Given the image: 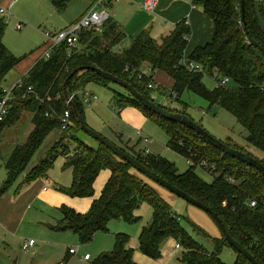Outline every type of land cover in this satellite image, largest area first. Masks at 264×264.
Here are the masks:
<instances>
[{
    "label": "trees",
    "instance_id": "16d2710c",
    "mask_svg": "<svg viewBox=\"0 0 264 264\" xmlns=\"http://www.w3.org/2000/svg\"><path fill=\"white\" fill-rule=\"evenodd\" d=\"M70 1L51 0V3L57 11L62 12ZM241 2L242 0H193V3L201 6L212 19L214 35L210 42L197 46L189 53L187 46L191 29L186 20L178 22L173 31L161 40L155 39L149 29H143L132 38L129 47L119 51L118 48L122 46L126 34L119 23L110 18L101 33L91 30L81 33V50L73 51L68 56L67 47L61 45L54 49L50 58H40L36 61L11 88L13 97L9 111L4 120L0 121L1 134L6 127L20 119L23 111L28 110L32 112L34 125L26 142L16 145L5 162L7 177L0 187V197L20 177L22 185L47 177L60 156L66 158L64 168L72 169L73 182L69 187L60 186L59 190L73 197H94L95 179L102 169L108 168L111 170V177L101 194L93 199L89 210L82 213L63 206V218L56 224L48 225L52 230L74 231L85 243L90 241L97 231L108 230L111 219L138 221L140 218L135 216V210L147 201L153 208V219L142 228L138 237V247L144 254L159 258L162 243L167 237L173 236L184 250L181 261L187 264H226L222 261L220 252L225 245H231L224 236L214 240L213 251L207 250L186 231L170 204L131 171L132 166L129 163L117 157L105 145L98 143V148L92 147L73 133V130L80 129L73 105L82 116L81 105L84 101L79 97V91L85 89L86 84L90 82L106 86L110 81L93 70H82L71 77L66 85L65 83L75 68L93 65L128 81L154 101L151 90L155 87L148 85L151 82L158 84L153 77L156 71H160L172 79L170 95L175 93V99H179L185 90H190L208 100L211 105H220L248 131L246 140L264 152V55L248 41L241 14ZM252 2L254 0H245L247 30L264 46V28L255 9L252 10ZM260 9L264 16V0ZM6 27V20L1 18L0 98L4 94L3 80L22 59L5 45L3 37ZM185 57L200 64L202 70L187 69L183 65ZM145 64L152 71L139 77ZM206 74L217 81L213 89L203 83ZM223 77H228L229 82L233 81L235 85L221 84ZM29 86H32L40 97H50V100L41 103L35 95L26 94ZM73 94V99L68 101L69 95ZM113 98L120 110L127 106L139 107L167 133L168 146L195 164L190 165L187 171L180 172L176 165L166 158L137 150L129 141H123L122 136H118L123 142L120 147L150 170L210 206L228 233L249 250L259 264H264V175L257 168L248 166L208 143L187 126L152 112L126 90L114 91ZM67 109L70 110L74 123L69 129L61 130L58 115ZM48 111H52L49 116L46 115ZM181 113L185 114V111ZM54 131H60V135L50 146L46 156L29 167L35 153ZM204 160L216 166L215 171L203 167L213 174H218L212 183L206 182L196 173L195 169L200 167ZM261 162L264 164L263 160ZM226 174L235 177L237 183L229 182L225 178ZM252 200L256 201L255 206L250 205ZM130 242L127 234L116 233L113 250L101 254L91 264H137L133 260ZM236 253L234 264H253L243 254L238 251Z\"/></svg>",
    "mask_w": 264,
    "mask_h": 264
},
{
    "label": "rangeland",
    "instance_id": "374dc122",
    "mask_svg": "<svg viewBox=\"0 0 264 264\" xmlns=\"http://www.w3.org/2000/svg\"><path fill=\"white\" fill-rule=\"evenodd\" d=\"M8 1L12 2L10 13H0V19L4 18L7 22L3 41L8 49L17 57L22 58V63L20 62L22 65L18 67V70L14 67L2 82L3 88L11 89L28 71L27 69L21 73L19 68L23 67L30 60L32 61L34 57L37 59L42 58L43 53L48 49V46L45 44L47 41L46 33L65 28L63 25L66 23L76 22L80 18L81 13L92 4L93 0H71L66 10L62 13L54 10L50 0ZM130 1L133 4H129ZM141 1L121 0L120 2L106 3L105 8L110 12L111 18L117 21L122 30L128 35L122 44L123 47L130 46L132 41L130 36L141 29H149L157 39L161 37L162 32L158 30V25L155 23L157 15L154 11L143 8ZM251 4L253 5L252 10H254V2ZM152 23L155 24L154 27H152ZM18 24H21L22 27L18 28ZM185 58L189 60V58ZM142 67L143 70H146V64ZM153 78L158 83L151 90V97L156 104L173 112L185 111V114L189 118L199 123L206 131L219 140L232 147L246 151L259 161H264V152L246 140L248 131L223 107L218 104L211 105L208 100L190 90H185L179 99H174L170 95L172 79L159 71L154 73ZM203 83L210 89H213L217 85L215 78L207 74L203 78ZM229 84L235 85V82L230 81ZM85 89L98 97V100L92 101L90 104L83 102L81 105L82 117L88 126L119 146H123V142L118 137L122 136L123 141H129V144L137 150L141 149L145 151L148 147L152 153L159 154L174 163L180 172H185L189 169L190 164L188 160L168 146L169 137L161 126L151 119L147 120L144 126H138L130 124L123 118L113 98L114 91L124 92L121 86L111 82L106 86L90 82L86 84ZM78 95L81 98L80 94ZM27 114L32 115V112L28 110L23 111L18 123L6 127L0 134V185H2L7 177L5 162L16 146L15 142L21 144L27 140L30 127L32 126L31 117L27 116ZM137 129H141L142 134H138ZM73 133L79 139L86 142V144L89 142L90 144L88 145L98 148V142L83 130H73ZM59 135L52 132L47 136L42 146L35 153L29 167L38 163L40 159L46 156L48 149ZM142 136H148L152 142L146 144ZM71 145L74 146L76 144ZM61 163L62 156L55 161L50 171L53 177H57V175L63 173ZM132 170L137 172L134 168ZM195 170L199 177L208 183H212L215 176L218 175L200 167ZM65 174L68 175L67 172ZM141 176L157 194L170 204L173 211L180 217V221L186 231L207 250L213 251L215 248L214 240L220 238L222 234L212 216L145 175L141 174ZM45 185L48 188L52 186L47 182ZM38 205L33 206L32 211L36 212L37 208H39ZM135 216L140 218L136 222H129L119 218L111 219L108 224V230L97 231L96 233H99L98 237L93 236L90 241L85 243L81 241L80 236L74 231L65 230L64 233H55L45 227L43 222L37 219L38 216L37 218L31 217L22 224L18 233L8 235L0 230V238H13L5 240L7 244L2 241L0 242V264H43L45 261H50L51 264H58L59 262V264H91L101 254L113 250L112 246L111 248L109 247L110 243L114 240V233L127 234L131 239L130 244L133 248V253L150 261L152 264H187L180 260L184 250L183 247L176 248L177 241L173 236L167 237L162 243L161 256L159 258H153L144 254L138 247V237L142 228L153 219L151 204L144 201L135 210ZM55 234H60L61 238L52 239V235L55 236ZM30 238L36 241V245L31 250L25 251L22 247V241ZM68 249H75L79 254L72 255L65 263L64 257ZM86 253L90 256L92 255L91 261L80 259ZM220 257L226 264H234L237 253L233 247L225 245L220 252ZM138 262L136 263L139 264Z\"/></svg>",
    "mask_w": 264,
    "mask_h": 264
},
{
    "label": "crops",
    "instance_id": "0c3cea01",
    "mask_svg": "<svg viewBox=\"0 0 264 264\" xmlns=\"http://www.w3.org/2000/svg\"><path fill=\"white\" fill-rule=\"evenodd\" d=\"M262 1L263 0H254V4H255L254 9L256 11V15L259 17V20L261 22L262 27L264 28V16L262 15L263 13L261 14L262 10L260 9L261 5H262ZM11 3L12 2H10L8 0H0V6H3V7H10ZM129 4H133V2L130 1ZM141 4H142V1H141ZM54 10L57 11L55 9V7H54ZM85 11H83L81 13V16ZM57 12L62 13L64 11H62V12L57 11ZM154 12L157 15V19H156L155 23L158 25L157 26L158 30H160V32H162L161 37L159 39L154 37L151 33V35L157 40H161V38L163 36L169 34L171 31H173L175 25L182 20L188 21L190 29H191L189 42H188V46H187V52H192L194 50V48L210 42L213 38L214 27H213L212 19L204 12V10L201 6L195 5L194 3L191 2V0H160L158 2V5H157ZM72 23H70V24H72ZM70 24L66 23L63 26L67 27ZM152 24H153L152 27H154L155 24L154 23H152ZM141 30H143V29H141ZM141 30L137 31L132 36H130V39L132 40V38ZM125 34H126V36H128L127 33H125ZM38 60L39 59L34 57L32 59V61L30 60L23 67L19 68V71L21 73L25 72L27 69L29 71V69H31V67ZM21 63H19L18 65L15 66L17 70H18V67H20V65H22ZM28 71H26V73ZM97 84H100V83H97ZM172 84H173V81H172ZM4 89H6V88H4ZM120 112L122 113L123 118L127 122H129L130 124L138 125V126H144V124H146V121L150 119L137 106H127V107L121 109ZM27 116L31 117V121H32V115L27 114ZM18 121L12 125H16L18 123ZM12 125H10V126H12ZM31 125L32 126L30 127L28 136L34 128V125L32 122H31ZM137 130H141V129H137ZM59 132L54 131L55 134H60ZM92 143H94V142H92ZM15 144L19 145L16 142H15ZM21 144H23V143H21ZM88 144H90V143L88 142ZM92 147H95V146H92ZM65 162H66V158L64 156H62L61 168H62L63 173H61V175H57V177H53L50 174V171L53 168L52 167L49 170L47 177L34 180V181L27 183V184H24V185H22V177H20L15 182V184L4 195H2L0 197V230L4 231V233H7L8 235H12V233H14V234L18 233L20 231L22 224L26 220L30 219L31 217L37 218V216H38L37 219L39 221L41 220L40 222H43L44 226L49 228L51 231H54L55 233H64V231L52 230L48 226L49 224H56L58 221H60L63 218V213L61 210V208L63 206L73 208L76 211L82 212V213H85L89 210V208L93 202V199L98 197L101 194V191L104 188L106 182L111 177V174H112L111 170L108 168L102 169L99 172V174L97 175L95 182H94V191H95L94 197H73V196H70V195L62 192L61 190H59L60 186L69 187L72 185V182H73L72 169L71 168H64ZM131 171L133 173H135L137 176H139L140 178H142L141 174L138 171L137 172H135L133 170H131ZM66 172L68 173V175L65 174ZM6 174H7V171H6ZM142 179H144V178H142ZM46 182L52 186L50 188L46 187V185H45ZM151 185L154 187L153 184H151ZM37 204H39L38 205L39 208H37V211L36 212L32 211L33 206H36ZM148 224H150V223H148ZM115 234L116 233H114V239H115ZM221 234H222V232H221ZM98 235H99V233H96L94 236L98 237ZM222 236H223V234H222ZM222 236L220 238H222ZM52 237H53L52 239L61 238L60 234H55V236L52 235ZM11 239H13V238H0V242L2 241L5 244H7L6 243L7 241H5V240H11ZM26 240L27 239H24L22 241V247H23V244ZM113 244H114V240L112 241V243H110L109 248H111V246H112V248H114ZM35 245H36V243H35ZM35 245L32 248H34ZM179 248H181V246ZM69 250L70 249H68L66 251V255L64 257L65 263L69 259V257H71L72 255L79 254V252L70 253ZM36 253H38V252H36ZM86 254H88V253H86ZM82 258H80V259H82ZM91 260H92V255H91L89 260H83V261H91ZM133 260L135 262L139 261L138 262L139 264H152L150 261L145 260V259L141 258V256L134 254V253H133ZM43 264H51V263H50V261H45V263H43ZM61 264H63V263H61Z\"/></svg>",
    "mask_w": 264,
    "mask_h": 264
},
{
    "label": "water",
    "instance_id": "95a60500",
    "mask_svg": "<svg viewBox=\"0 0 264 264\" xmlns=\"http://www.w3.org/2000/svg\"><path fill=\"white\" fill-rule=\"evenodd\" d=\"M241 14L243 18V24L245 26V31L248 37V41L250 44L257 47L262 54L264 55V46L261 45L258 41H256L249 31L247 30L246 26V19H245V0H242L241 2ZM82 70H93L96 72L99 76L102 78L115 83L119 86H121L124 90H126L130 95H132L134 98L138 99L141 104L151 110L152 112H155L156 114L162 116L165 119L176 121L180 124H183L187 126L188 128L194 130L198 134H200L208 143L212 144L216 148L220 149L224 153L229 154L230 156L246 163L248 166H252L257 168L263 175H264V164L256 159L255 157L251 156L247 152H244L242 150L236 149L223 141L219 140L212 134H210L208 131H206L199 123L193 121L189 116L182 114L181 112H173L169 111L165 108H162L158 104H156L151 99L147 98L145 95H143L139 90H137L132 84H130L128 81L122 79L119 76H116L110 72L104 71L96 66L93 65H87V66H81L78 68H75L69 75V77L66 80L65 85L69 81L71 77H73L76 73ZM72 95H69L68 100L71 98ZM73 108L75 110V114L77 116V122L80 124V129L83 130L86 134H88L90 137L95 139L98 143H101L105 145L107 148H109L117 157L120 159L126 161L129 163L132 168L140 172L141 174L145 175L149 179L153 180L154 182L160 184L161 186L165 187L175 195L185 199L187 202L203 209L208 214L212 216V218L217 223L218 227L220 228V231L222 232L223 236L226 238L227 242L239 253L243 254L249 261H251L253 264H259V262L255 259V257L251 254L249 250H247L240 242L235 240L227 231L225 225L222 223L221 219L217 215V213L208 205L205 203L199 201L198 199L194 198L193 196L189 195L188 193L184 192L183 190L179 189L175 185H173L168 180L164 179L160 175H158L156 172L150 170L148 167H146L143 163H141L139 160H137L135 157H133L131 154L123 150L119 145L115 144L114 142L107 139L105 136L91 128L86 124L83 117L79 112L75 109L74 105Z\"/></svg>",
    "mask_w": 264,
    "mask_h": 264
},
{
    "label": "built area",
    "instance_id": "2783aa9c",
    "mask_svg": "<svg viewBox=\"0 0 264 264\" xmlns=\"http://www.w3.org/2000/svg\"><path fill=\"white\" fill-rule=\"evenodd\" d=\"M120 0H93L90 7L82 14V16L74 23L70 24L69 26L62 28L60 30H57L55 32H47L46 37V45L48 46V49L43 53L42 58L48 59L51 57L54 49L56 47H59L61 45H65L68 49V56L72 54L73 51H79L82 49L83 45L80 41L81 33L85 30H91L96 33H101L105 23L112 17L109 11L105 8L107 2H119ZM160 0H142V7L149 10V11H155L158 2ZM193 3V1L191 0ZM10 7H3L0 6V13L1 14H8L10 13ZM186 24H189L188 21H186ZM18 28H21L22 25L18 24ZM123 45L118 48L119 51L123 50ZM183 65L189 69V70H202V67L200 64L188 60L186 58L183 59ZM152 69L150 67H146V70H143L139 73V77H141L143 74H150ZM220 83L225 85L229 83L228 77H223L220 80ZM157 84L151 82L148 87H156ZM4 94L0 98V121H3L6 117L9 107H10V100L13 97L12 89H4ZM26 94H33L37 97V99L44 103L47 99L50 100V97H40L39 94L36 93V91L33 89L32 86H29ZM25 94V95H26ZM79 94L81 95L82 100L85 103H91L94 100H97L98 97L94 93L82 89L79 91ZM171 96L175 99L176 94L173 93ZM74 97V94L71 96V98L68 101H71ZM54 112V111H53ZM52 111H48L46 113L47 116L51 115ZM58 117L61 120V130H67L73 125V120L71 118L70 110L67 109L64 112H62ZM138 134H142L141 130H137ZM143 141L148 144L151 143L152 140L148 136H142ZM146 153H150L151 150L149 148L145 149ZM190 165H194L195 163L193 161H188ZM200 167H207L209 170L215 171L216 166L214 164H209L207 160H204L200 165ZM225 178L231 182V183H237V179L231 175L226 174ZM251 206L256 205V201L252 200L250 202ZM36 241L33 238L27 239L23 244V249L25 251H29L34 245ZM177 248L180 247L179 244L176 245ZM70 253L77 252L75 249H70ZM89 254H85L83 256V260H89L90 259Z\"/></svg>",
    "mask_w": 264,
    "mask_h": 264
}]
</instances>
